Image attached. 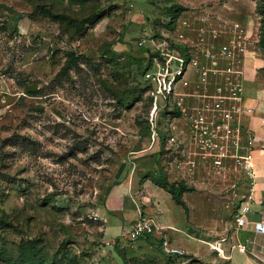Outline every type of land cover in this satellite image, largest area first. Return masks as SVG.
<instances>
[{
    "label": "rangeland",
    "instance_id": "374dc122",
    "mask_svg": "<svg viewBox=\"0 0 264 264\" xmlns=\"http://www.w3.org/2000/svg\"><path fill=\"white\" fill-rule=\"evenodd\" d=\"M173 6L180 22L222 25L221 42L235 23L253 41L259 16L264 30V0H0V264L27 241L43 264L189 263L151 237L108 245L119 234L104 241L97 216L131 174L179 180L161 148L169 117L143 77L158 49L195 51L167 20ZM192 206L191 222L214 230L231 213Z\"/></svg>",
    "mask_w": 264,
    "mask_h": 264
},
{
    "label": "built area",
    "instance_id": "2783aa9c",
    "mask_svg": "<svg viewBox=\"0 0 264 264\" xmlns=\"http://www.w3.org/2000/svg\"><path fill=\"white\" fill-rule=\"evenodd\" d=\"M180 14L172 23L175 27L177 21L180 22ZM212 27L210 24L194 27L182 20L177 25L178 38L193 44L190 46L195 51H185L181 57L178 51L158 49L151 68L143 77L154 85L156 97L169 117L163 128L161 148L173 151L170 169L179 178L176 182H182L192 191L191 187L202 188L207 183L226 184L229 194L232 193L231 199L241 190V199L246 201L253 195L256 179L252 161L256 140L253 131L243 123V117L252 112L242 106L244 70L247 59L261 54L258 46L260 24L253 41L251 33L237 23L228 28L224 42L220 36L226 29L222 25ZM187 31L195 32L196 40L190 41ZM261 123L264 125V118ZM240 183L243 187H239ZM259 204L264 212L263 202L259 201ZM248 212L246 204L238 205L234 230L245 225ZM157 229L154 219L141 213L108 245L148 239ZM256 232L264 234V218ZM228 238V234L216 238L207 246L226 259L224 244ZM161 247L167 257L185 254L166 241ZM231 249L243 251L245 247L237 244Z\"/></svg>",
    "mask_w": 264,
    "mask_h": 264
},
{
    "label": "crops",
    "instance_id": "0c3cea01",
    "mask_svg": "<svg viewBox=\"0 0 264 264\" xmlns=\"http://www.w3.org/2000/svg\"><path fill=\"white\" fill-rule=\"evenodd\" d=\"M263 67L264 57L260 53L245 62L242 106L252 112L243 117V123L253 131L256 140L252 151L256 179L251 199L242 200L241 190L237 197L231 199L232 193L229 194L226 184L207 183L202 188L187 184L195 193H184L182 196L188 210L186 215L184 209L163 188L149 179H141L138 174H131L110 187L105 204L98 212L97 216L103 224L104 241L107 233L115 229L120 234L122 229L144 213L154 219L158 228L151 237L152 240L160 243L166 241L172 248L183 250L191 257L188 264H264V234L256 232L258 224L264 218L263 208L259 204V201L264 204V125L261 123L264 118ZM239 187H243V184L240 183ZM217 200L221 201L225 209H231L230 217L226 218L221 229L214 230L191 222L193 202ZM240 203L246 204L249 212L245 225L234 230V214ZM217 221L216 219V224ZM227 234L229 238L224 244V256L227 258L223 259L211 251L207 243ZM237 244L244 246L245 250L231 249Z\"/></svg>",
    "mask_w": 264,
    "mask_h": 264
},
{
    "label": "trees",
    "instance_id": "16d2710c",
    "mask_svg": "<svg viewBox=\"0 0 264 264\" xmlns=\"http://www.w3.org/2000/svg\"><path fill=\"white\" fill-rule=\"evenodd\" d=\"M168 10H169L168 19L170 20L169 24H172L176 20V18L179 16L180 12L183 11L181 8L177 6L170 7ZM259 24H260V28H259L260 33H259L258 46H259V50L261 54L264 57V30L262 31L263 28L261 25L260 16H259ZM151 56H154V55H151ZM151 59H150V62H151ZM150 62L148 64L147 69L150 68V65H151ZM263 72H264V67H263ZM155 185L167 191L172 196L175 203L181 206L184 209L185 214L188 215V210L186 208L185 203L182 200V196L184 193L188 191H192V189L188 188L182 182L168 183L167 187H163L156 182H155ZM13 264H43L42 259H41V251L37 248L36 243L33 241L22 242L18 246V255Z\"/></svg>",
    "mask_w": 264,
    "mask_h": 264
}]
</instances>
